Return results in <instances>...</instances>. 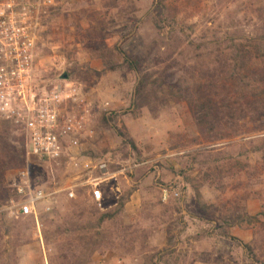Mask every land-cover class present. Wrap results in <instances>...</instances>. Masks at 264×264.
Returning a JSON list of instances; mask_svg holds the SVG:
<instances>
[{"label":"rangeland","instance_id":"374dc122","mask_svg":"<svg viewBox=\"0 0 264 264\" xmlns=\"http://www.w3.org/2000/svg\"><path fill=\"white\" fill-rule=\"evenodd\" d=\"M254 40L264 42V0H54L37 90L76 82L85 125L59 162L29 167L37 186H76V197L55 196L41 242L13 206L28 164L23 133L0 123V264H74L61 256L68 240L105 213L114 216L93 229L102 235L90 232L100 249L85 264H264V120H244L238 136L201 133L188 101L208 98L212 81L215 98L252 97L237 94L220 60L233 42ZM96 177L100 206L83 185Z\"/></svg>","mask_w":264,"mask_h":264},{"label":"built area","instance_id":"2783aa9c","mask_svg":"<svg viewBox=\"0 0 264 264\" xmlns=\"http://www.w3.org/2000/svg\"><path fill=\"white\" fill-rule=\"evenodd\" d=\"M53 4L54 0H0V123L20 128L28 160L13 184L17 196L13 206L17 213L34 220L41 242V214L53 209L58 193L74 199L76 186L59 190L37 186L29 163L59 162L85 125L80 109L83 94L76 82L68 81L50 91L37 90V44L44 17ZM99 170L103 177L108 175L105 164H100ZM101 179L89 178L83 183L99 206L103 200Z\"/></svg>","mask_w":264,"mask_h":264},{"label":"trees","instance_id":"16d2710c","mask_svg":"<svg viewBox=\"0 0 264 264\" xmlns=\"http://www.w3.org/2000/svg\"><path fill=\"white\" fill-rule=\"evenodd\" d=\"M229 54L223 53L220 60L222 71L225 72L227 79H231L235 85L237 94L239 91L246 94L252 93V97L245 96L244 98L235 99L228 94H223L221 98H215L216 90H220L218 85L212 81L210 83L208 98L204 100L193 101L189 99V105L195 115L196 123L201 130V133L214 131L221 132L225 129H234L232 133L234 136L240 135V128L243 126L244 120H264V42L254 40L251 42H233L230 46ZM231 53V54H230ZM251 79L254 80L251 84ZM249 82L251 88H249ZM207 85V84H206ZM206 85L199 84L197 90H201ZM223 87H226L223 85ZM251 89V90H250ZM225 93V92H224ZM219 95V94H217ZM207 97V96H205ZM245 123V122H244ZM7 129V122L4 123ZM116 127V126H114ZM117 129V128H116ZM120 135L126 140L128 146L135 148L133 141L122 131L117 129ZM220 134V133H219ZM231 134L219 135L216 139L230 137ZM4 142V137H1ZM125 205V198L122 196L118 200V208L116 210L122 211ZM114 216L112 213H105L98 218V221L92 222L90 220L81 229V236L79 239L70 237L67 242V248L61 254L62 258L74 264H85L87 261L92 262L93 255L99 251V241L95 236L90 235L93 229L101 228L103 223ZM75 231V230H74ZM98 236L102 235L99 230H93ZM99 231V232H98ZM53 240H57L60 235L59 232L53 231L51 233ZM229 239L239 242V240L230 235H226ZM78 239V240H77ZM82 242L77 245V241ZM249 248L248 244L244 245ZM84 257V259L82 258Z\"/></svg>","mask_w":264,"mask_h":264},{"label":"water","instance_id":"95a60500","mask_svg":"<svg viewBox=\"0 0 264 264\" xmlns=\"http://www.w3.org/2000/svg\"><path fill=\"white\" fill-rule=\"evenodd\" d=\"M66 78H67V75H66V74H64V75H63V79H66Z\"/></svg>","mask_w":264,"mask_h":264}]
</instances>
